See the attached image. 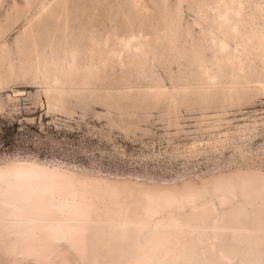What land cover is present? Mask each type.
Instances as JSON below:
<instances>
[{
	"label": "rangeland",
	"instance_id": "obj_1",
	"mask_svg": "<svg viewBox=\"0 0 264 264\" xmlns=\"http://www.w3.org/2000/svg\"><path fill=\"white\" fill-rule=\"evenodd\" d=\"M145 185L264 173V0H0V164Z\"/></svg>",
	"mask_w": 264,
	"mask_h": 264
},
{
	"label": "bare ground",
	"instance_id": "obj_2",
	"mask_svg": "<svg viewBox=\"0 0 264 264\" xmlns=\"http://www.w3.org/2000/svg\"><path fill=\"white\" fill-rule=\"evenodd\" d=\"M0 264H264V173L161 186L8 160Z\"/></svg>",
	"mask_w": 264,
	"mask_h": 264
}]
</instances>
